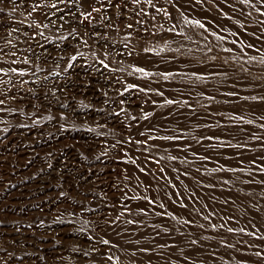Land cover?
Returning <instances> with one entry per match:
<instances>
[{"label": "rangeland", "instance_id": "374dc122", "mask_svg": "<svg viewBox=\"0 0 264 264\" xmlns=\"http://www.w3.org/2000/svg\"><path fill=\"white\" fill-rule=\"evenodd\" d=\"M257 8L260 0H0V48L12 54L0 58V95L17 96L0 105V264H264ZM26 47L36 57L21 56ZM109 115L118 123L102 120ZM64 149L79 168L107 169L116 200L61 178ZM34 187L42 207L4 209ZM85 209L100 210L101 222Z\"/></svg>", "mask_w": 264, "mask_h": 264}, {"label": "bare ground", "instance_id": "6f19581e", "mask_svg": "<svg viewBox=\"0 0 264 264\" xmlns=\"http://www.w3.org/2000/svg\"><path fill=\"white\" fill-rule=\"evenodd\" d=\"M196 3V2H195ZM26 5V4H25ZM22 6V5H21ZM24 7V6H23ZM30 9V8H29ZM37 11V10H36ZM9 23V22H8ZM25 28V27H24ZM238 33V32H237ZM20 34V33H19ZM12 45V44H11ZM42 45V44H41ZM56 45V44H55ZM37 47V46H36ZM46 47V46H45ZM49 47V46H48ZM232 47V46H231ZM42 48V46H41ZM61 48V47H60ZM37 49L38 48H31V47H26L22 50V52H20V55L21 56H27V57H31V56H34L36 57V53H37ZM118 49V48H117ZM45 54V53H44ZM49 54V53H48ZM51 54V53H50ZM12 55V54H11ZM10 55V51L8 49V47H3V48H0V58H4V57H9L11 56ZM57 55V54H56ZM40 57V56H39ZM45 57V56H44ZM81 59V58H80ZM53 60V59H52ZM51 60V61H52ZM78 61V60H77ZM73 62V61H72ZM80 63V62H79ZM92 64V63H91ZM73 65V64H72ZM91 67V66H90ZM94 67V66H93ZM196 67V66H195ZM71 68V67H70ZM86 68V66H85ZM84 68V69H85ZM96 68V66H95ZM108 69V68H107ZM78 70V69H77ZM68 71V70H67ZM94 71V70H93ZM72 72V71H71ZM103 73V71H101ZM99 73V72H98ZM49 74V73H48ZM94 74V73H93ZM53 77V76H52ZM84 77V76H83ZM102 78V77H101ZM89 79V78H88ZM43 81V80H42ZM58 81V80H57ZM66 81V79H65ZM73 81V80H72ZM96 81V80H95ZM83 82V81H82ZM71 83V82H70ZM110 83V82H109ZM8 84V83H7ZM57 84V83H56ZM74 84V83H73ZM34 85V84H33ZM64 86H68L66 83L63 84ZM71 85V84H70ZM43 86V85H42ZM59 86V85H58ZM62 86V85H61ZM5 87V86H4ZM83 87V86H82ZM86 87V86H85ZM71 88H72V85H71ZM4 89V88H3ZM40 89V88H39ZM56 89V88H55ZM79 89V88H78ZM65 90V89H63ZM59 91V90H58ZM93 91V89H92ZM67 92V91H66ZM83 92V91H82ZM13 92L8 90V91H4L1 95H0V99L3 100V101H13L16 99V97L12 94ZM17 93V92H16ZM78 93V92H77ZM123 93V92H122ZM69 94V93H68ZM83 95V94H82ZM86 95V94H85ZM70 96V95H69ZM191 96V95H190ZM129 97V96H128ZM19 98V97H18ZM25 98V97H24ZM108 98V97H106ZM52 99V98H51ZM99 100V99H98ZM110 100V99H109ZM113 100V99H112ZM18 101V100H16ZM68 101V100H67ZM108 101V100H107ZM127 101V100H126ZM116 102V101H115ZM70 103V102H69ZM109 103V102H108ZM76 104V103H75ZM81 104V103H80ZM116 104V103H115ZM127 104V103H125ZM74 105V104H73ZM78 105V104H77ZM84 106V105H83ZM110 106V105H109ZM74 106H71L70 104H67L66 106V109L67 111L69 112H75V109L73 108ZM112 107V105H111ZM85 108V107H84ZM103 108V107H102ZM63 109V108H62ZM81 109V108H80ZM85 112V111H84ZM94 112H97V111H94ZM116 112V111H114ZM122 114V113H121ZM120 114V115H121ZM108 115V114H107ZM118 116L117 115H109V116H106L105 118H102L103 121H107V122H112L114 124L118 123ZM124 119V118H123ZM141 120V119H140ZM106 122V123H107ZM57 123V122H56ZM60 124V123H59ZM55 125V124H54ZM120 129V128H119ZM57 130V129H56ZM54 131V130H53ZM58 131V130H57ZM56 131V132H57ZM59 132V131H58ZM54 133V132H53ZM72 134V133H71ZM77 134V133H76ZM68 135V134H65V136ZM64 136V135H60V133H56L54 136H52V139H61V137ZM76 137V136H75ZM79 137V136H78ZM83 139H86L87 136L85 135H82L81 136ZM81 138V139H82ZM48 140V139H47ZM21 142V141H20ZM91 142V141H90ZM68 143V142H67ZM88 143V142H87ZM45 144V143H44ZM71 144V143H70ZM122 145V144H120ZM67 146V145H66ZM78 146V145H77ZM88 146V145H87ZM95 146V145H94ZM93 146V147H94ZM108 146V145H107ZM106 146V147H107ZM69 147V146H68ZM114 147V146H113ZM112 147V148H113ZM20 145L18 144H15V143H12L11 146H9L8 148V151L10 152V155L13 157V158H16L18 156V152H20ZM47 148V147H46ZM92 148V147H91ZM19 149V150H18ZM52 149V148H51ZM18 150V151H17ZM6 152V151H5ZM60 157H62V159L60 160L59 162V166H58V171H59V176L61 178H64L66 180H68V184L70 186H79V185H82L83 183H86L88 184L89 186H91L92 188H96L98 191H101L103 193V195L106 196V198H108L109 201H112V200H116L117 198V195L115 194V186H114V183L110 181V179L108 178L107 176V169H101L99 171H94V170H91V169H82V168H79L77 167L76 163H75V158L73 157V155L67 151V150H63L61 153H60ZM81 156V155H80ZM106 156V154H105ZM56 159V158H55ZM100 159V158H99ZM117 160V159H116ZM203 161V160H202ZM32 162V161H31ZM115 162V161H114ZM127 162V161H126ZM100 164V162L98 163ZM112 169V168H111ZM49 172V171H48ZM11 174V173H10ZM43 174V173H42ZM51 176V175H50ZM56 176V175H55ZM3 179V178H2ZM31 179V178H30ZM150 181V180H148ZM39 182V181H38ZM62 182V181H61ZM11 183V182H10ZM148 183V182H147ZM64 185V184H63ZM37 187H40V186H37ZM45 187V186H44ZM77 191V189H76ZM93 192V191H92ZM3 193V192H2ZM37 193V190H36V187L28 190L26 193H25V196H24V200L19 203L18 206H14L12 205L11 203L3 206L4 209L6 211H18V212H26V211H29L31 209H36V207H39V206H43V203H37L34 201L33 199V196H35V194ZM96 193V192H95ZM51 196V195H50ZM13 198V197H12ZM125 198V197H124ZM126 199V198H125ZM131 199V197H130ZM135 201V200H134ZM52 202V201H51ZM90 203V202H89ZM104 205V204H103ZM50 207L49 204L47 205H44V207ZM83 206V205H82ZM86 206V205H85ZM87 207V206H86ZM145 207V206H144ZM1 208V207H0ZM50 210V209H49ZM66 210V209H65ZM2 211V210H1ZM57 212V211H56ZM85 212L86 213H92V214H89L91 220L93 221L94 224H99L101 222V216L102 214L100 213V210L98 213H95V211H89L88 209H85ZM97 212V211H96ZM129 213V212H128ZM23 215V214H22ZM33 216V215H32ZM37 218V217H36ZM35 219V218H34ZM36 221V220H35ZM11 222V221H10ZM21 222V221H20ZM13 223V222H12ZM35 224V223H34ZM32 226V225H31ZM108 226V225H107ZM190 226V224H189ZM38 227V226H37ZM110 227V226H109ZM27 228V227H26ZM43 228V227H42ZM58 235V234H57ZM63 235V234H62ZM34 236V235H33ZM48 237V236H47ZM79 237V236H78ZM47 240V239H46ZM27 242V241H26ZM103 247V246H101ZM100 247V248H101ZM45 251V250H44ZM43 251V252H44ZM61 252V251H60ZM100 252V251H99ZM38 254V253H37ZM34 255V254H33ZM43 255V254H42ZM39 258V257H38ZM17 260V259H16ZM7 261V260H6ZM19 261V260H18ZM42 261V260H41ZM37 262V261H36ZM35 263V262H34ZM15 264H19V263H16Z\"/></svg>", "mask_w": 264, "mask_h": 264}, {"label": "snow or ice", "instance_id": "6c2138e0", "mask_svg": "<svg viewBox=\"0 0 264 264\" xmlns=\"http://www.w3.org/2000/svg\"><path fill=\"white\" fill-rule=\"evenodd\" d=\"M59 2H60V3H64V0H59ZM139 2H140V0H133V3H139ZM147 2H148V3H151L152 0H147ZM242 2H243V3H249L250 0H242ZM260 2H261L262 4H264V0H260ZM109 3H111V0H109ZM121 6H122V5H116L117 8H119V7H121ZM38 7H39V5H35V6L33 7V11H35L36 8H38ZM50 7L53 8V9H57V10H59V9H58V5H57V3H53V4H51ZM0 11H3V10L0 9ZM92 11H94V12H99L100 9H99V8H93ZM157 11H161V9H157ZM256 11H257V12H260L261 15H264V12H262L260 8H257ZM29 14H30V13H29ZM81 15L84 16L85 19H88L89 17H91V12H88V13H81ZM60 19L63 20V16H61ZM196 23H197V24H200L199 21H196ZM200 26L203 27L202 24H201ZM44 27H47V25H44ZM127 27L131 28L132 25L129 24V25H127ZM14 31H15V30H14ZM9 34H10V33H9ZM40 35H43V33H40ZM62 39H66V37H62ZM9 43H11V41H9ZM145 51H149V49H145ZM229 51H230V50H229ZM78 55H82V53H78ZM76 59H77V56H76V55L71 56V61H75ZM251 59H255V57H251ZM13 63H15V61H13ZM25 63H27V60H25ZM100 63H101V64H104L103 61H100ZM72 66H73V65H72L71 63H69L68 67H72ZM104 67L107 68L108 65H107V64H104ZM133 70L136 71V72H140V73H142L145 77L151 75V73L145 71V69L142 68V67H140V68H134ZM10 71H11V72H17V69L12 68V69H10ZM37 71H40V69L37 68ZM0 72H4V69H0ZM19 75H20V76H23V75H24V72H23V71L19 72ZM161 75H163V76L165 77V79H167L169 76H172L173 73H162ZM191 75H192L193 77H195L196 79H203V77H201V76H197L196 73H192ZM45 79H47V77H45ZM2 82H3V81H0V83H2ZM133 87H136V86H135V85H128V88H133ZM125 91H127V88L125 89ZM161 94H162V93H161ZM209 99H211V97H209ZM252 99L255 100L256 97H252ZM261 99L264 100V97H261ZM166 103H168V104H172V103H174V101H172V100H167ZM2 104H4V101H3V100H0V105H2ZM0 111H2V109H0ZM146 115H147V114H146ZM249 123H251V121H249ZM5 131H7V129H5ZM229 231H231V229H229ZM104 243L107 244L108 241L105 240ZM257 255H259V253H257Z\"/></svg>", "mask_w": 264, "mask_h": 264}]
</instances>
